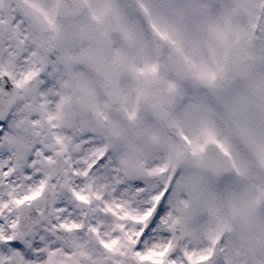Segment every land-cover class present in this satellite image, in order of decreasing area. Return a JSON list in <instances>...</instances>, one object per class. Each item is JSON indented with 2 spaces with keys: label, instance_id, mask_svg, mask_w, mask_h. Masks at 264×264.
Instances as JSON below:
<instances>
[{
  "label": "snow or ice",
  "instance_id": "1",
  "mask_svg": "<svg viewBox=\"0 0 264 264\" xmlns=\"http://www.w3.org/2000/svg\"><path fill=\"white\" fill-rule=\"evenodd\" d=\"M0 264H264V0H0Z\"/></svg>",
  "mask_w": 264,
  "mask_h": 264
}]
</instances>
